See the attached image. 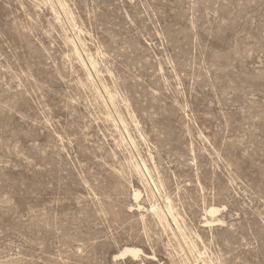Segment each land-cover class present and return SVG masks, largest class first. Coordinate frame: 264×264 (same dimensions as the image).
<instances>
[{
  "label": "rangeland",
  "instance_id": "rangeland-1",
  "mask_svg": "<svg viewBox=\"0 0 264 264\" xmlns=\"http://www.w3.org/2000/svg\"><path fill=\"white\" fill-rule=\"evenodd\" d=\"M0 264H264V0H0Z\"/></svg>",
  "mask_w": 264,
  "mask_h": 264
},
{
  "label": "bare ground",
  "instance_id": "bare-ground-1",
  "mask_svg": "<svg viewBox=\"0 0 264 264\" xmlns=\"http://www.w3.org/2000/svg\"><path fill=\"white\" fill-rule=\"evenodd\" d=\"M144 168H147V167H144ZM143 169V168H142ZM144 171H146V169L144 170ZM148 172H149V170H148ZM143 174V173H142ZM145 174V173H144ZM146 174H147V172H146ZM149 174H150V172H149ZM147 179V178H146ZM148 180V179H147ZM146 180V181H147ZM149 180H151V179H149ZM144 181V180H143ZM145 181V182H146ZM152 182V181H151ZM150 183V182H149ZM151 185V184H150ZM157 185V184H156ZM157 187V186H156ZM140 195H141V192L139 191V190H136L135 191V193H134V196H135V199H136V201H138V199L140 198ZM138 207L139 208H141L142 206L138 203ZM172 210V209H171ZM153 211L160 217V221H161V218H164V216H163V210H160V208H159V206L157 207L156 206V204L153 206ZM218 210H217V208H215V207H212V208H210V210H209V212L210 213H212V214H214V213H216ZM154 213V214H155ZM165 214H166V211L164 212ZM172 213V212H171ZM168 214V213H167ZM167 216V215H166ZM172 216V215H171ZM175 216V215H174ZM166 218V217H165ZM174 219H175V217H174ZM166 221H169V220H167V219H165ZM164 220V221H165ZM177 219H175V221H176ZM216 219H212L211 221H209V220H207L206 222H212V221H215ZM178 222V221H177ZM161 223V222H160ZM166 223V222H165ZM172 223V222H171ZM176 223V222H175ZM163 225H164V223H163ZM172 225V224H171ZM170 226V225H169ZM168 226V227H169ZM167 227V228H168ZM183 230V229H182ZM190 245V244H189ZM192 245V244H191ZM196 247V246H195ZM194 248V247H193ZM195 249V248H194ZM197 249V248H196ZM191 250V249H190ZM198 251V250H197ZM194 252V251H193ZM140 253H142V250L141 249H139V248H137V247H125L124 249H123V251H122V255H129V256H133V257H138L139 255H140ZM200 254V253H199Z\"/></svg>",
  "mask_w": 264,
  "mask_h": 264
}]
</instances>
